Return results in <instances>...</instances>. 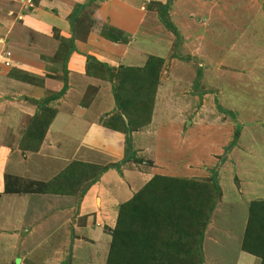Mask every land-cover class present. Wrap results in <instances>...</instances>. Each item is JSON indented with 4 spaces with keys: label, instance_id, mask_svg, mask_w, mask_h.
<instances>
[{
    "label": "crops",
    "instance_id": "1",
    "mask_svg": "<svg viewBox=\"0 0 264 264\" xmlns=\"http://www.w3.org/2000/svg\"><path fill=\"white\" fill-rule=\"evenodd\" d=\"M87 1L0 0V231L7 232L9 241L17 240L19 245L33 240L39 247L53 245L55 256L51 264H64L61 255H67L66 249L70 251V264H106L111 239L108 229L114 226L120 204L130 199L153 175H165L158 171L155 159L160 157L161 137L167 134L166 130L162 131L161 123L169 114L166 103L156 94L150 122L131 132L137 155L148 156L140 167L132 162L131 166L121 165L120 172L109 168L83 195L29 190V182L51 181L72 161L105 165L121 160L124 155L125 133L105 126L118 112L112 83L87 72V57L92 56L113 69L119 65L142 66L147 60L145 54L155 52H145L136 45L137 36L144 37L147 31L140 29L144 24L143 15L148 13L144 5V9L141 5L138 7L136 0H94L96 8H92V17L96 23L105 22L119 28L130 35V40L121 43L105 39L100 36L101 24L75 39L76 49L66 62L67 89L43 104L44 99L60 92L64 85L61 66L50 59L59 44L52 36L53 30L60 37H71L67 16L77 4ZM172 17L177 25L176 17ZM180 29L182 33L184 27ZM164 31L161 34L153 31L145 37H149L151 45H162L160 37H165L168 41L163 45L170 47L173 37L169 31ZM49 68L53 71H48ZM27 76L41 82L26 80ZM89 88L90 94L87 93ZM41 108L53 109L54 116L40 143H27L25 132ZM120 113L124 116L123 110ZM147 160L153 166L146 164ZM6 176L13 179L9 192H5ZM18 179L26 183V190L18 188ZM246 182L242 180L240 186L250 183L248 179ZM241 193L244 200L226 202L238 213L237 221L233 225L225 216L226 221L217 224L214 241L216 239L224 249L215 255H210L208 252L214 251L204 247V237L213 236V233L206 234L211 227L206 228L202 250L205 248L208 259L215 260L206 259L205 264H261L260 257L243 251L241 244L249 204L253 200H264V187L257 185L252 192ZM21 205L29 212L21 213ZM8 226L12 227V233L5 230ZM26 227L27 233L21 232ZM101 240L105 242L102 247ZM16 246L13 258H17L18 264H33ZM81 248L85 250L79 252Z\"/></svg>",
    "mask_w": 264,
    "mask_h": 264
},
{
    "label": "rangeland",
    "instance_id": "2",
    "mask_svg": "<svg viewBox=\"0 0 264 264\" xmlns=\"http://www.w3.org/2000/svg\"><path fill=\"white\" fill-rule=\"evenodd\" d=\"M136 1L138 7L144 5L145 12H148L143 15V28L140 27L142 31L147 30L145 36L153 31L161 34L166 30L167 33L159 19L156 3L168 0ZM170 7V20L173 22L171 15H174L177 25L184 27L181 33L182 30L175 25L182 41L180 39L174 46L175 36L169 31L168 34L173 37L170 47L163 45L168 41L165 37H160L163 46L151 45L149 37L142 35L137 36L138 44L135 43L145 52L155 51L145 54L146 59L150 56L163 59L156 94L162 103H166L169 116L166 118L168 121L161 123L162 131L166 130L167 134L161 137L163 140L159 142L158 149L160 157L155 160L158 171L168 176L217 180L222 198H219L218 207L210 217L211 225H207L211 228L205 230L206 234L213 233V236L211 239L204 237L206 234L203 236L204 247L214 251L208 252L210 255H215L224 249L221 243L216 239L214 241L217 224L219 221L225 222V216L233 225L237 221L235 215L238 213L226 202L244 200L242 191L250 193L257 185L264 187V0H172ZM198 7L199 10H194ZM92 8H96L94 2L76 17L79 27H84L85 32L101 24L94 23L90 29ZM139 20L141 22V18ZM124 35L129 41L130 35L125 32ZM175 54L185 59L181 60ZM48 71L53 70L49 68ZM87 93H91L90 88ZM126 139L127 136H124V153ZM131 141L132 149L126 154L133 152L136 159L134 157L121 165L131 166L135 160L134 165L140 167L148 156L137 155L133 138ZM148 161L146 164L153 166ZM247 179L250 183L244 184ZM242 180L244 183L240 186ZM4 181L9 188L13 179L6 176ZM18 184L25 189L26 183L18 181ZM19 209L21 213L29 212L23 205ZM15 214L16 211L13 219ZM5 230L12 233L10 226ZM6 234L0 231V264H18L17 258H13L16 244L23 257H30L33 264H51L55 256L53 245L39 247L35 240L19 245L17 240L9 241ZM99 243L102 247L105 242L101 240ZM205 248L204 260L208 259ZM84 250L81 248L79 252ZM66 251L67 255H61L63 263L70 264V251ZM209 259L215 260L213 257Z\"/></svg>",
    "mask_w": 264,
    "mask_h": 264
},
{
    "label": "trees",
    "instance_id": "3",
    "mask_svg": "<svg viewBox=\"0 0 264 264\" xmlns=\"http://www.w3.org/2000/svg\"><path fill=\"white\" fill-rule=\"evenodd\" d=\"M93 1L77 4L67 16L71 37H60L56 30L53 34L59 44L50 59L61 66L64 85L60 92L44 99L43 104L49 99L59 97L67 89L66 62L76 49L74 41L89 33V30L84 31V27H79L76 17ZM171 3L172 0L158 2L156 10L162 26L175 36L176 46L181 34L169 18ZM90 20L91 29L96 21L93 18ZM99 32L100 36L109 41L127 42L124 32L108 23H104ZM175 57L185 59L176 54ZM87 61L89 74H95L112 83V94L118 112L107 120L105 126L125 133V155L119 162L105 165L72 161L51 181L29 182L31 192L83 195L107 169L115 168L120 172L122 163L134 157L136 159L133 152L126 154L132 149L131 132L151 120L163 59L150 56L142 66L119 65L114 69L92 56H88ZM25 78L33 82L38 79L31 76ZM120 110H123L124 116ZM54 113L53 109L41 108L30 121L24 135L25 142L38 145ZM18 180L22 182L21 179ZM34 183L40 185L32 188ZM5 190L10 191L7 186ZM220 197L221 188L215 178L199 180L153 175L130 199L120 204L114 226L108 229L111 239L106 264H204L202 240ZM241 249L260 257L261 264H264L262 199L253 200L249 204Z\"/></svg>",
    "mask_w": 264,
    "mask_h": 264
},
{
    "label": "water",
    "instance_id": "4",
    "mask_svg": "<svg viewBox=\"0 0 264 264\" xmlns=\"http://www.w3.org/2000/svg\"><path fill=\"white\" fill-rule=\"evenodd\" d=\"M194 59L196 60V58L194 57Z\"/></svg>",
    "mask_w": 264,
    "mask_h": 264
},
{
    "label": "built area",
    "instance_id": "5",
    "mask_svg": "<svg viewBox=\"0 0 264 264\" xmlns=\"http://www.w3.org/2000/svg\"><path fill=\"white\" fill-rule=\"evenodd\" d=\"M30 2V0H28Z\"/></svg>",
    "mask_w": 264,
    "mask_h": 264
}]
</instances>
